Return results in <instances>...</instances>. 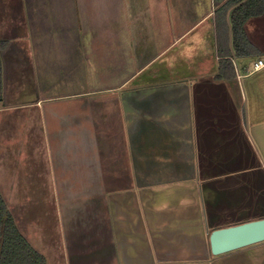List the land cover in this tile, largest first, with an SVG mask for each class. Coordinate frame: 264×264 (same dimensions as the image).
I'll return each mask as SVG.
<instances>
[{
	"label": "crops",
	"instance_id": "0c3cea01",
	"mask_svg": "<svg viewBox=\"0 0 264 264\" xmlns=\"http://www.w3.org/2000/svg\"><path fill=\"white\" fill-rule=\"evenodd\" d=\"M226 1L0 0V191L47 264H264L209 244L264 217V10L236 48Z\"/></svg>",
	"mask_w": 264,
	"mask_h": 264
},
{
	"label": "trees",
	"instance_id": "16d2710c",
	"mask_svg": "<svg viewBox=\"0 0 264 264\" xmlns=\"http://www.w3.org/2000/svg\"><path fill=\"white\" fill-rule=\"evenodd\" d=\"M223 8H231L229 22L236 48L246 40L243 25L249 16L258 15L264 10V0H227ZM5 46L0 41V50ZM1 71V58H0ZM0 264H47L45 257L38 252L19 231L14 217L8 210L0 191Z\"/></svg>",
	"mask_w": 264,
	"mask_h": 264
},
{
	"label": "water",
	"instance_id": "95a60500",
	"mask_svg": "<svg viewBox=\"0 0 264 264\" xmlns=\"http://www.w3.org/2000/svg\"><path fill=\"white\" fill-rule=\"evenodd\" d=\"M264 240V217L213 229L209 234L210 249L219 254Z\"/></svg>",
	"mask_w": 264,
	"mask_h": 264
},
{
	"label": "rangeland",
	"instance_id": "374dc122",
	"mask_svg": "<svg viewBox=\"0 0 264 264\" xmlns=\"http://www.w3.org/2000/svg\"><path fill=\"white\" fill-rule=\"evenodd\" d=\"M244 106V112L242 113V117L244 118V121L247 123V119H248V114H247V107H248V104H244L243 105ZM255 144L258 146V147H256L257 148V151H259L260 152V154H264V149L262 148V147H260L259 146V142L258 141H256L255 142ZM243 150V149H242ZM248 151V152H247ZM244 152H245V154L246 155H248V153L250 154V152H252V150L250 149V148H248V147H244ZM263 161H264V155H263ZM254 162H255V165L258 163L257 162V158H256V156H254ZM255 173H256V175L257 174H259V173H261V168L259 169L258 167H255ZM19 198L20 197H18V200H19ZM31 198H34V197H31ZM19 207V206H18ZM17 206H16V208H18ZM28 207V208H27ZM26 207V209H27V213L26 214H24L25 215V217H27V219H28V221L31 219V218H34V216L32 215V213L33 212H35V213H37V212H39V210L40 209H38L37 208V206H31V205H29V206H27ZM32 208V209H31ZM15 212L18 214V213H21V211L20 210H17V209H15ZM21 216V215H20ZM20 220H22V218L20 217H18V221H19V223L21 224V222H20ZM48 221H51V222H53V220H48ZM51 229V226H50V228L48 227V229H47V227H45V230L46 231H44V232H47V230H50ZM51 232V231H50ZM49 235V234H48ZM51 244V243H50ZM55 245V243L53 244L52 243V245H50L51 246V248H52V246H54Z\"/></svg>",
	"mask_w": 264,
	"mask_h": 264
},
{
	"label": "built area",
	"instance_id": "2783aa9c",
	"mask_svg": "<svg viewBox=\"0 0 264 264\" xmlns=\"http://www.w3.org/2000/svg\"><path fill=\"white\" fill-rule=\"evenodd\" d=\"M264 66V59L259 58L253 63L252 71L261 69Z\"/></svg>",
	"mask_w": 264,
	"mask_h": 264
}]
</instances>
